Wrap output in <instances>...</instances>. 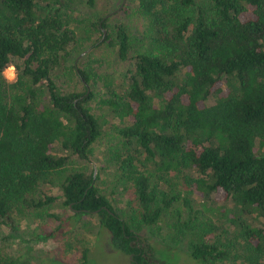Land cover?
<instances>
[{
  "label": "trees",
  "instance_id": "obj_1",
  "mask_svg": "<svg viewBox=\"0 0 264 264\" xmlns=\"http://www.w3.org/2000/svg\"><path fill=\"white\" fill-rule=\"evenodd\" d=\"M207 1L138 0L148 40L131 53L126 25L106 35L102 17L80 28L67 0H0L1 226L16 229V211L53 203L47 188L56 187L74 213L69 220L88 232L96 220L132 264H163L136 230L156 225L181 195L153 181L149 163L160 174L189 177V194L246 242L245 264H264V0ZM106 42L131 64L126 91L100 93L96 60L68 67L82 90L59 84L58 66ZM10 66L18 70L13 81L4 75ZM110 127L134 151L116 154L97 174L70 169L71 157L92 158ZM112 168L121 174L108 191L100 174ZM120 188L138 201L130 213L115 204ZM192 201L184 197L190 211ZM60 221L43 238L66 234ZM226 253L201 240L189 255L214 264ZM89 261L85 248L78 264ZM0 264L25 263L0 255Z\"/></svg>",
  "mask_w": 264,
  "mask_h": 264
},
{
  "label": "rangeland",
  "instance_id": "obj_2",
  "mask_svg": "<svg viewBox=\"0 0 264 264\" xmlns=\"http://www.w3.org/2000/svg\"><path fill=\"white\" fill-rule=\"evenodd\" d=\"M67 2L70 6L65 11L69 16L81 20L78 21L80 28H88L92 21H99L100 18L105 17L108 21V29L104 28L106 35L108 32H115L117 25L123 23L128 28L134 43L131 53L146 48L148 39L144 35V21L137 10L138 0H96L93 6L88 5L86 0H67ZM99 36L100 32L97 31L93 34V39ZM86 60H96L95 65L100 75L96 87L100 93L108 96L111 90L117 93L126 91L127 72L131 64L128 60L120 59L116 48L109 42L97 47H89L80 53L74 52L67 62L65 61L55 70L59 84L67 90L76 88L82 90L83 85L70 74L68 67ZM9 74L12 75V79H9ZM17 74L18 70L15 66H10L4 71L5 77L10 81L15 80ZM132 151L134 148L126 145L115 128L110 127L105 129L95 143L94 155L90 160L71 157L68 164L70 169L95 170L97 174L102 163H107L116 154ZM146 170L151 174L153 181L167 188L171 187L181 195L171 211L163 215L156 225L143 226L136 230L139 236L154 244L156 258L160 262L197 264L189 255L190 249L193 243L205 240L217 243L227 251L224 257L213 261L214 264L247 263V246L244 239L219 221L218 217L209 210V203L189 194L191 191L189 177H184V174L178 171L160 174L149 163ZM120 174L121 171L114 168L100 174L101 185L110 191V185L117 181ZM120 190L123 192L115 193V204L121 213L125 211L130 213L138 207V201L133 190H122V188ZM47 191L48 194L57 197L53 203L38 210L16 211L14 215L16 229L0 225L1 256L21 257L25 264H78L81 261L82 251L87 248L90 254L89 264H132L130 257L112 246L111 235L107 229H101L97 221L93 220L95 230L88 232L82 227L81 221L69 220L74 213L64 203L62 192L56 187L47 188ZM187 196L193 199L192 211L184 202V197ZM60 220L65 221L63 229L67 233L55 238H43L47 231L55 229L60 224Z\"/></svg>",
  "mask_w": 264,
  "mask_h": 264
},
{
  "label": "clouds",
  "instance_id": "obj_3",
  "mask_svg": "<svg viewBox=\"0 0 264 264\" xmlns=\"http://www.w3.org/2000/svg\"><path fill=\"white\" fill-rule=\"evenodd\" d=\"M13 72H14V69L12 70ZM13 77H12V75L11 74H9V79H12Z\"/></svg>",
  "mask_w": 264,
  "mask_h": 264
},
{
  "label": "water",
  "instance_id": "obj_4",
  "mask_svg": "<svg viewBox=\"0 0 264 264\" xmlns=\"http://www.w3.org/2000/svg\"><path fill=\"white\" fill-rule=\"evenodd\" d=\"M132 257V256H131Z\"/></svg>",
  "mask_w": 264,
  "mask_h": 264
}]
</instances>
